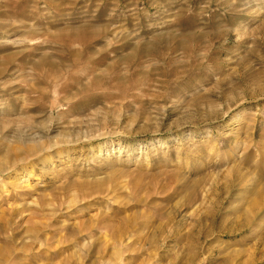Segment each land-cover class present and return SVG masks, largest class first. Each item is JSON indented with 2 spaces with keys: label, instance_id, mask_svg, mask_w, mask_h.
<instances>
[{
  "label": "rangeland",
  "instance_id": "obj_1",
  "mask_svg": "<svg viewBox=\"0 0 264 264\" xmlns=\"http://www.w3.org/2000/svg\"><path fill=\"white\" fill-rule=\"evenodd\" d=\"M0 264H264V0H0Z\"/></svg>",
  "mask_w": 264,
  "mask_h": 264
},
{
  "label": "bare ground",
  "instance_id": "obj_2",
  "mask_svg": "<svg viewBox=\"0 0 264 264\" xmlns=\"http://www.w3.org/2000/svg\"><path fill=\"white\" fill-rule=\"evenodd\" d=\"M27 151V153L29 154V155H31V156H36V155H38V153H39V151H37V150H35V149H28V150H26ZM41 152V151H40ZM43 152V151H42ZM41 152V153H42ZM22 157H24V156H22ZM33 158V157H32ZM18 159H21V157L20 158H18ZM21 161V160H20ZM25 161V160H24ZM27 161V160H26ZM32 172H33V170H32ZM17 176V175H16ZM98 229V228H97ZM100 229H102L101 227H100ZM102 232V231H101ZM108 232V231H107Z\"/></svg>",
  "mask_w": 264,
  "mask_h": 264
}]
</instances>
